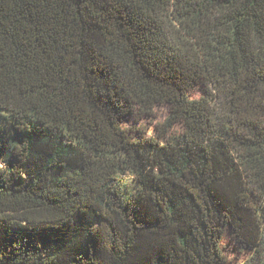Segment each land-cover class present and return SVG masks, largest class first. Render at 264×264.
I'll list each match as a JSON object with an SVG mask.
<instances>
[{
    "label": "trees",
    "instance_id": "obj_1",
    "mask_svg": "<svg viewBox=\"0 0 264 264\" xmlns=\"http://www.w3.org/2000/svg\"><path fill=\"white\" fill-rule=\"evenodd\" d=\"M0 135V264H264V0H0Z\"/></svg>",
    "mask_w": 264,
    "mask_h": 264
},
{
    "label": "rangeland",
    "instance_id": "obj_2",
    "mask_svg": "<svg viewBox=\"0 0 264 264\" xmlns=\"http://www.w3.org/2000/svg\"><path fill=\"white\" fill-rule=\"evenodd\" d=\"M190 88L193 96L201 95L200 84L198 82H195ZM167 114L168 108L165 104L157 105L151 116H126L120 120V124L125 128H134L142 131L145 130L147 135L152 136L154 134L156 124L163 122L167 117ZM0 166H2V162H0ZM133 179L134 178L131 174L126 173L122 175L121 184L124 186L125 192H130L136 189V183ZM262 232L264 239V230ZM221 248L226 258L225 264H246L252 258L253 253L247 247L236 241L230 228H226L225 230L221 241Z\"/></svg>",
    "mask_w": 264,
    "mask_h": 264
}]
</instances>
